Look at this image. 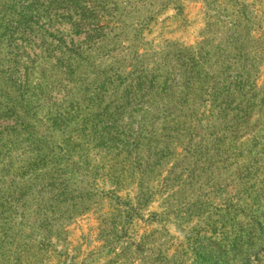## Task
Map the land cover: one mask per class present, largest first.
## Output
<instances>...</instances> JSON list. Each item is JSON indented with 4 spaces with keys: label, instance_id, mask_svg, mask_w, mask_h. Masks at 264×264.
<instances>
[{
    "label": "rangeland",
    "instance_id": "obj_1",
    "mask_svg": "<svg viewBox=\"0 0 264 264\" xmlns=\"http://www.w3.org/2000/svg\"><path fill=\"white\" fill-rule=\"evenodd\" d=\"M0 42V132H36L0 154V264H264V0H0Z\"/></svg>",
    "mask_w": 264,
    "mask_h": 264
},
{
    "label": "trees",
    "instance_id": "obj_2",
    "mask_svg": "<svg viewBox=\"0 0 264 264\" xmlns=\"http://www.w3.org/2000/svg\"><path fill=\"white\" fill-rule=\"evenodd\" d=\"M71 11H75V17H77V22H80L81 24L86 23L87 21H89L90 19H92L93 17H95V13L93 10H90V8L88 6L81 8L80 10H68L67 12L70 13ZM69 18H70V14H68ZM65 17V16H64ZM49 20H51V18H49ZM28 25V21L27 20H22L21 23L19 24V26H17L16 29H14L13 31H7L6 32V37L7 41H6V49H5V53H7V57L6 59H9L10 61H8V65L10 63V67H7V70L5 68H3L4 66L2 65L1 67L3 68V71L6 70V73H9V81L12 84V86L14 87V94L18 95L16 98H18L22 104V106L24 107V113L28 112V115H30V113L32 112L31 110V105L33 104V102L35 101V98H31L29 100H26L24 98V94H25V87L26 84H28V80H26V74L29 73L30 71V67L28 66V64H25V62H21L22 60V55L21 53V45H19L20 42L25 43L24 41H28L29 38H31V34L27 33V27ZM78 26V25H77ZM29 27H32V24L29 23ZM41 29V28H40ZM93 32H97V30ZM21 36V37H20ZM4 46L3 42H0V48H2ZM20 59V60H19ZM29 61H31L32 63V58L28 57L27 58ZM5 61V60H4ZM6 62V61H5ZM22 113V111H21ZM8 116H12L15 115L14 111H9L7 113ZM18 117V115H17ZM15 125L13 127H10L9 130L12 131H7L6 130V134H3L0 132V142H3L2 147V151H0V154H2V152L6 149V147L9 145L8 143H6L5 141L7 139L8 142H10V140L13 138L19 139L22 138V136H24L23 133H27V135L29 136H35L34 134H31V132H35L34 129L28 131L27 128H24V126H18L16 124H18V121L16 122L13 119ZM14 134H18L17 136H15ZM251 134H248V136H250ZM11 136V137H10ZM247 252V251H246ZM241 255V252L238 254V257ZM242 257V256H241ZM247 257V256H246ZM244 257L242 260H239V264H243L245 258ZM248 258V257H247Z\"/></svg>",
    "mask_w": 264,
    "mask_h": 264
}]
</instances>
